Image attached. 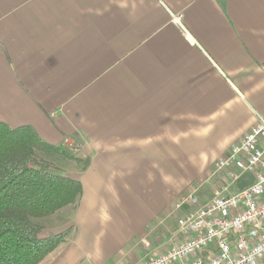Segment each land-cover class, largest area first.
Wrapping results in <instances>:
<instances>
[{
	"label": "crops",
	"instance_id": "crops-1",
	"mask_svg": "<svg viewBox=\"0 0 264 264\" xmlns=\"http://www.w3.org/2000/svg\"><path fill=\"white\" fill-rule=\"evenodd\" d=\"M257 114L264 0H0V121L82 145L47 157L83 193L41 219L42 237L67 232L41 264H140L178 244V197L211 199Z\"/></svg>",
	"mask_w": 264,
	"mask_h": 264
},
{
	"label": "built area",
	"instance_id": "built-area-1",
	"mask_svg": "<svg viewBox=\"0 0 264 264\" xmlns=\"http://www.w3.org/2000/svg\"><path fill=\"white\" fill-rule=\"evenodd\" d=\"M182 26V16H174ZM214 165L210 200L198 190L178 197L173 213L181 240L140 264H264V116ZM63 149L77 156L71 137Z\"/></svg>",
	"mask_w": 264,
	"mask_h": 264
},
{
	"label": "trees",
	"instance_id": "trees-1",
	"mask_svg": "<svg viewBox=\"0 0 264 264\" xmlns=\"http://www.w3.org/2000/svg\"><path fill=\"white\" fill-rule=\"evenodd\" d=\"M70 156L45 143L30 127L0 121V264H41L66 234L42 237L33 219L77 205L82 183L60 174L47 158Z\"/></svg>",
	"mask_w": 264,
	"mask_h": 264
},
{
	"label": "rangeland",
	"instance_id": "rangeland-1",
	"mask_svg": "<svg viewBox=\"0 0 264 264\" xmlns=\"http://www.w3.org/2000/svg\"><path fill=\"white\" fill-rule=\"evenodd\" d=\"M63 157H64V156H63ZM65 157H68V156H65ZM199 194L202 195L201 192H200ZM32 221H33L34 223L40 225V221H41V219H40V220H39V219H33Z\"/></svg>",
	"mask_w": 264,
	"mask_h": 264
}]
</instances>
